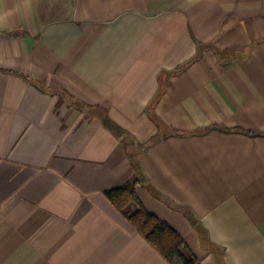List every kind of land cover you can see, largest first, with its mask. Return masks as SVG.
<instances>
[{"label":"crops","instance_id":"crops-1","mask_svg":"<svg viewBox=\"0 0 264 264\" xmlns=\"http://www.w3.org/2000/svg\"><path fill=\"white\" fill-rule=\"evenodd\" d=\"M104 113L185 132L138 160L205 237L136 190L201 264H264V0H0V264H170L105 194L135 169Z\"/></svg>","mask_w":264,"mask_h":264},{"label":"trees","instance_id":"trees-1","mask_svg":"<svg viewBox=\"0 0 264 264\" xmlns=\"http://www.w3.org/2000/svg\"><path fill=\"white\" fill-rule=\"evenodd\" d=\"M206 45L200 44L197 55L194 60L201 57V50ZM215 52L220 59V62L226 66V55L231 50H221L214 48ZM250 51H246L243 57L249 56ZM233 57L236 56L234 53ZM186 65L180 66L177 70L182 71ZM155 122L159 126V131L146 143H141L135 140L130 134L124 129L117 125L111 118L104 113L103 122L113 132L120 136H123L126 140L127 155L130 162L133 164L135 169V176L126 182L125 184L109 189L105 192L108 199L112 204L120 211L137 231L170 263V264H201L200 260L191 251L188 245L185 243L180 233L169 225L166 221L159 218L154 213L150 212L146 206L140 200L137 194V186L143 185L147 187L156 197L166 200L170 205L176 209H181L190 222L198 228L205 237V231L199 222L198 217L195 215L193 210L187 206L176 205L166 198L159 190H157L153 184L148 180L147 176L143 172V168L138 160V154L147 150L153 144L162 141L170 136H182L185 132L178 129L167 128L163 129V124L156 118ZM163 127V128H162ZM163 129V131H162ZM208 130H205V132ZM232 131V130H228ZM237 131H242L237 129ZM250 135H256L255 133H249Z\"/></svg>","mask_w":264,"mask_h":264}]
</instances>
